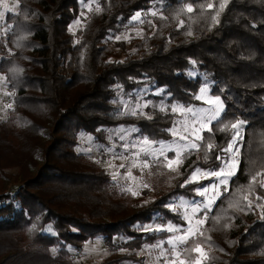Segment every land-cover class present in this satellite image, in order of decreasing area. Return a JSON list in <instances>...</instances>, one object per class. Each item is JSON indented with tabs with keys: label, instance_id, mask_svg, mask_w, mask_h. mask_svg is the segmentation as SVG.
<instances>
[{
	"label": "trees",
	"instance_id": "obj_1",
	"mask_svg": "<svg viewBox=\"0 0 264 264\" xmlns=\"http://www.w3.org/2000/svg\"><path fill=\"white\" fill-rule=\"evenodd\" d=\"M17 2V10L4 16L7 31L0 45V73L12 93V107L0 120V264H71L69 248L78 252L83 242L97 237L112 247L114 238H127L124 245L135 248L141 240L150 244L162 234L135 226L183 223L165 205L194 196L195 184L180 185L195 167L218 168L216 157L236 121L244 122L238 169L229 191L208 213L203 234L189 241L183 257L193 260L191 249L198 244L205 256L201 264H264V199H256L264 197L259 186L264 177L248 192L251 177L264 171V0H227L222 11L223 0H99L103 11L87 13L76 39L68 27L81 0ZM186 4L194 11L185 9L177 19ZM152 8L158 14L142 23L141 37L121 56L109 37L134 13ZM203 79L224 110L209 125L211 131L201 133V149L184 159L179 174L150 168L151 177H145L151 201L133 202L100 166L75 151L80 131L101 140L102 130L116 126L168 139L172 113L121 114L113 105L115 92L151 95L163 89L167 104L195 105ZM225 125L229 131H220ZM208 144L216 147L208 152ZM15 167L20 180L9 190L7 172ZM230 201L239 205L230 208ZM129 260L122 254L100 264Z\"/></svg>",
	"mask_w": 264,
	"mask_h": 264
},
{
	"label": "snow or ice",
	"instance_id": "obj_2",
	"mask_svg": "<svg viewBox=\"0 0 264 264\" xmlns=\"http://www.w3.org/2000/svg\"><path fill=\"white\" fill-rule=\"evenodd\" d=\"M83 7H88L89 11L92 10V5L95 4L96 13H100L103 9L99 6V0H90L88 4H84V0H81ZM227 4V0H223V2L219 5L220 11L224 9ZM211 4L208 5V8H212ZM4 8L8 11H12L7 4H4ZM203 8V5H201ZM187 10L188 13H192L194 11L191 4H186L184 8H181L177 13L176 18L179 19L181 13ZM158 13L156 11H152L150 13H141L137 12L135 15L131 17L130 23L138 22L145 23L143 19H141L142 15H152L156 16ZM3 12H0V18L3 17ZM219 12H217L216 16H213V21L217 20V16ZM79 24V20L76 22ZM151 23V21H148ZM183 21H180V25L183 26ZM71 30V28H70ZM139 34V33H138ZM191 35V32L188 33ZM122 37H116L117 40ZM126 38V37H124ZM163 92V89L160 90ZM208 89L207 87L200 89V94L196 95L194 99L203 100L205 103L209 104V108H196L193 106H184V105H171V111L173 113L179 112L184 119L182 121H174L173 127L166 129L169 132L173 139L171 141L166 140H154L150 139L148 136H143L140 139H129V132H138L137 128H131L125 130L123 128H119L116 130L118 133H122L118 136V139L124 141L121 145L123 151L116 152L115 145L112 148L107 149L109 153L112 154L114 159H121L126 161L127 163H121L119 168H127V178L135 181L137 178L132 175V168H139L141 171V176H143L145 169H150L153 165H160L162 162L160 160L161 157L167 161V164L164 165L171 172H176L179 174V167L183 165L184 159L187 155H191L192 149L200 150L201 145L197 144L194 140L189 139L190 136L195 134L196 140H203L204 137L199 133L208 128V125H211L213 121H218L221 113L224 110L223 102L219 97H208L207 96ZM159 94V93H157ZM150 103V102H149ZM127 104V102H126ZM8 107H11L9 105ZM148 107V104H140L137 102L136 106L129 107L128 111L131 115H145L143 112V108ZM153 107H156L153 105ZM160 110L165 111L166 106L163 103L160 105ZM151 119V116L147 117ZM243 121H236L231 124V130L233 132L232 139L228 142L227 148L222 149L224 155L217 156L216 159L220 160L222 167L219 170L209 169L203 170L200 167H195L190 175L187 176L184 183L180 185V187H185L189 184H199L202 179H208L209 177H215V182L211 185H201V187L195 189L196 194L203 199L201 201H187L182 197L179 198V203H169L165 205V207L169 208L171 211L177 213L182 220L187 223V227H183L181 225L169 223L167 225H156L153 227L152 225H145L143 227L144 231L147 232H168L171 235L166 240H158L155 244L145 245L144 251L155 250L158 249L160 252V257L165 260V264H172V262L180 258L184 252L189 251L186 247L190 240H195L198 235H202L201 226L207 222L208 213L212 211L213 205L217 200L221 198L223 193L228 192L229 181L236 174V170L238 169L239 159L238 153L239 148L236 147L237 140L240 137V131L243 126ZM191 125V128L189 127ZM199 125L197 128L196 126ZM220 131H229L227 125L220 129ZM91 139V137H89ZM216 147L213 144H208V152L212 151V149ZM175 152L174 158H169L168 153ZM208 152H205L204 159H208ZM110 168L116 167L114 164H109ZM117 176H119V172L116 171L113 173V179L116 180ZM258 177H264V171L258 172L255 176L251 177V180L248 185V192L252 194L255 190L256 181ZM143 187H148L145 183L142 185ZM260 187L264 188V181H261L259 184ZM124 191H129L132 195H137V191H133L132 187L122 189ZM241 189H237L236 192L239 193ZM247 199V197H244ZM257 200L264 199V197L256 196ZM239 205V201H230L229 207H237ZM252 201L248 200V207L251 208ZM183 209V211H181ZM240 210H243L242 208ZM203 213V216H198V213ZM216 222L219 223L221 217H216ZM195 221V224L193 223ZM227 227V225H226ZM167 245V247H165ZM200 246L197 244L195 249H191V251H198ZM180 264H185L184 260H180Z\"/></svg>",
	"mask_w": 264,
	"mask_h": 264
},
{
	"label": "rangeland",
	"instance_id": "obj_3",
	"mask_svg": "<svg viewBox=\"0 0 264 264\" xmlns=\"http://www.w3.org/2000/svg\"><path fill=\"white\" fill-rule=\"evenodd\" d=\"M90 2H84V4H88ZM4 4H7L10 9H13L12 11H8L4 8ZM17 5L18 2L17 0H0V12H3V17L0 18V45L4 41V37L7 31V26L4 24V16L7 13H14L17 10ZM96 7L95 4L92 5V10ZM152 11H157V8H152L148 11L141 12L143 13H150ZM89 12L88 7H83L82 3H80V11L77 16V18L74 20L72 24L69 25L68 31L73 35L74 39H76V33L79 30L82 21L86 17L87 13ZM137 13V12H136ZM134 13L133 15H135ZM132 15V16H133ZM131 16V17H132ZM150 16L152 15H142L141 19L144 21L147 20ZM77 20H79V24H77ZM131 18L128 20L124 28L116 35L109 37V40L111 42V46L114 50L118 51L121 56L123 52L130 51L132 50V45L133 43L141 37L142 35V28H141V23L138 22H132L130 23ZM71 28V30H70ZM139 33V34H138ZM122 37L121 39L117 40L116 37ZM126 37V38H124ZM192 75V74H191ZM207 87L208 97H214L209 94V82L206 79H203L202 85L197 91L196 95L200 94V89ZM161 89L154 90L152 91V94H148L147 90H140V91H135L133 93V96H125L121 92H115V99L113 101L114 107L117 109V111L121 114H130L128 111L129 107H135L137 102L140 104H148V107L143 108V112L145 115H147V112H149L151 109H158L160 110V105L163 103V105L166 106V110H168L170 113L174 115V121H182L184 117L179 113H173L171 111V105L174 104H167L166 103V98L161 94L160 92ZM159 93V94H157ZM195 95V96H196ZM196 100V99H195ZM198 103L195 105H188V106H193L196 108H209L210 105L205 103L203 100H196ZM127 102V104H126ZM150 102V103H149ZM11 105L12 107V93H10L6 86H5V80L3 75L0 73V120H3L11 107H8ZM155 105L156 107H153ZM181 105V104H179ZM187 107V106H186ZM165 110V111H166ZM131 115V114H130ZM139 115V114H137ZM173 127V123L170 126V128ZM191 128V125L189 126ZM197 128L199 125L196 126ZM243 127V126H242ZM123 128L125 130L135 128V127H124V126H116V127H111L105 130H102V139L101 140H96L92 135L87 134L83 131H80L77 134V144L75 146V151L79 154L84 155L87 157L89 160L93 161L96 163L98 166H100L104 172L108 175L111 184L116 188L119 192H122L124 195H127L131 197L132 201L136 202H142L146 203L149 202L153 199V193H151V189L149 187H143V184H147L148 178L151 177L150 169H145L143 176H141V171L139 168H132V175L136 177L137 179L135 181L127 178H122V177H127V168H119V165L121 163H127L124 160L121 159H114L112 154L107 151V149H110L115 145V151L116 152H121L123 151L121 145L124 143V141H121L118 139V136L121 135L122 133L116 132L117 129ZM209 128V125H208ZM207 129L203 130L206 131ZM202 131V132H203ZM200 132L199 134L201 135ZM169 137L166 139V141H171L173 139V136L168 132ZM241 134H242V128L240 131V137L237 140L236 147L239 146V141L241 139ZM233 135V132H232ZM231 135V139H232ZM129 139H140L142 138L137 134V132H129L128 133ZM91 137V139H89ZM189 139L194 140L197 144L200 142V140L195 139V134L189 137ZM230 139V140H231ZM228 145V144H227ZM227 148V146L225 147ZM196 149H192V153ZM221 155H224L222 152ZM220 155V156H221ZM188 155L186 154V157ZM169 158H174L175 157V152H169L168 153ZM161 164L157 166H163L167 164V161L164 160L163 157L160 158ZM114 164L116 167L110 168L109 164ZM222 167L221 162L219 160V165L218 168L216 169L217 171L219 168ZM168 169L167 167H165ZM180 169V167H179ZM178 169V170H179ZM203 169V168H201ZM169 170V169H168ZM203 170H209V169H203ZM17 168H11L8 170L7 174L11 176L10 182L8 184V189L12 190L18 185V181L20 180V177L17 176L15 179V174H17ZM118 171L119 176H117V179H113V173ZM191 173V172H190ZM189 173V175H190ZM145 176H148L146 178ZM213 182H215V177H209L208 179H202L199 184H195L193 187V194L194 196L190 199H186L182 197L184 200H187L189 202L191 201H201L203 198L198 196L196 194L195 189L201 187V185H211ZM129 186L132 187L133 191H137V195H132L131 192L129 191H124L122 189L128 188ZM179 198L178 197L174 200H171L169 203L175 202L179 203ZM168 203V204H169ZM183 211V209H181ZM198 216H203V213H198ZM181 226L187 227V223L182 220ZM195 224V221H193ZM147 225H152L155 227L156 225H160L157 223H150ZM167 225V224H165ZM145 226V225H144ZM136 231H142L145 232L146 234H162L161 237L159 238H154L153 241L149 244L144 240H141V243L139 244L138 248L131 247L128 245H124L128 242L127 238H114L112 242L116 247L109 246L110 244H107L104 239H101L100 237L94 238L92 240H88L83 242L81 249L76 252L73 249L69 248V252L71 254L70 260L71 264H100L103 260L106 258H115L117 256H120L122 254L130 255L132 257V260L122 262L121 264H165V260L160 257V252L158 249L155 250H149V251H144L145 245H151L155 244L158 240H166L171 233L168 232H147L144 231L143 227L141 226H135ZM46 233L52 234L51 230L47 227L45 229ZM167 247V245H165ZM196 248V247H195ZM194 248V249H195ZM54 250H52V253ZM195 254V257L193 260H188L187 258L183 257V255L180 258L175 259L172 264H180V260H184L185 264H201L202 261L204 260V252L201 248H199L198 251H191Z\"/></svg>",
	"mask_w": 264,
	"mask_h": 264
}]
</instances>
